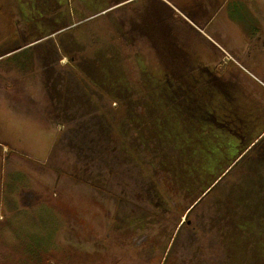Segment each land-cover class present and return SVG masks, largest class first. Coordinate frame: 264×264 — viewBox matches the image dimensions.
<instances>
[{
	"label": "rangeland",
	"instance_id": "obj_1",
	"mask_svg": "<svg viewBox=\"0 0 264 264\" xmlns=\"http://www.w3.org/2000/svg\"><path fill=\"white\" fill-rule=\"evenodd\" d=\"M35 1L39 7L45 3ZM167 1L179 12L162 0H59L63 12L70 13L76 23L73 27L97 17L89 9L118 8L104 28L108 31L112 23L120 24L128 35L126 41L133 44L125 50L131 79L138 78V54L144 66L165 76L163 47H171L175 57H194L198 66L217 70L233 85L225 93L237 99L243 111L251 112L248 119L263 123L254 128L259 134L264 128V0ZM19 3L29 5L32 0H0L1 54L25 47L0 58V264H249L243 261L240 248L233 252L227 245L230 256L226 258L223 236L205 230L211 215L207 205L202 203L201 210L188 219L189 208L197 201L179 199L172 184L168 213H156L155 206L141 201L127 204L129 208L122 204V211L129 209L134 217L150 211L148 217L157 219L155 224L147 221L145 229H127L124 224L134 217L125 213V223L116 228L117 201L73 178L91 177L101 169L118 172L100 161H85L67 142L69 138L76 144H82L81 138L85 141V128L94 126L92 121L99 116L96 111L68 125L57 124L62 138L59 143L58 137L51 159L50 138L39 127L45 122L55 124L53 105L47 99L41 60L35 43L29 41ZM27 14L36 15L34 11ZM81 17L87 19L78 22ZM98 25L103 27L101 22ZM60 57L58 71L66 74L69 58ZM100 103L105 109L116 107L106 99ZM80 123L82 132L72 133ZM122 172L115 180L110 178L105 189H111L115 197L125 192L132 196V191L142 197L147 182L129 189ZM163 175L159 173L160 179ZM186 221L201 231L195 235L184 226Z\"/></svg>",
	"mask_w": 264,
	"mask_h": 264
},
{
	"label": "trees",
	"instance_id": "obj_2",
	"mask_svg": "<svg viewBox=\"0 0 264 264\" xmlns=\"http://www.w3.org/2000/svg\"><path fill=\"white\" fill-rule=\"evenodd\" d=\"M44 2L42 7L35 0L29 5L19 3V9L29 41L35 43L41 60L44 90L53 105L51 118L56 124L68 125L83 114L99 113L92 121L95 125L88 124L83 131L85 141L81 138L82 144H76L69 138L68 146L85 161H100L118 170L101 169L91 177L81 174L73 178L117 201L116 228L125 223V213L132 216L129 209L122 211L124 204L129 208L127 204L141 201L155 206L156 213L171 211L167 204L172 203V184L179 199L195 203L202 198L188 219L201 210L202 203L207 205L211 215L205 230L223 236L226 258L230 256L228 245L233 252L241 249L244 262L264 264V128L255 134L254 128L263 123L258 118L248 119L251 112L243 111L238 100L225 93L232 83L217 70L207 77L206 67L198 66L196 58L175 57L171 47H163L161 53L165 76L159 77L144 66L138 54V78L131 79L125 50L133 44L126 41L128 35L120 24L112 23L108 31L104 28L118 8L109 12L111 5L89 9L92 17H97L73 27L76 23L70 13L63 12L59 0ZM31 11L36 15L27 14ZM100 22L103 27L99 29ZM19 48L0 52V58ZM61 55L69 58L66 74L56 65ZM104 99L116 107L105 109L100 103ZM83 125L72 133L79 135ZM122 171V181L129 189L147 182L142 197L134 191L132 196L125 192V196L115 197L111 189H105L109 179L120 177ZM159 173L164 174L161 179ZM148 215L147 210L142 216H132L124 226L145 229L147 221H157ZM188 224L186 221L184 226L195 235L201 231Z\"/></svg>",
	"mask_w": 264,
	"mask_h": 264
},
{
	"label": "crops",
	"instance_id": "obj_3",
	"mask_svg": "<svg viewBox=\"0 0 264 264\" xmlns=\"http://www.w3.org/2000/svg\"><path fill=\"white\" fill-rule=\"evenodd\" d=\"M162 1H164L166 4H168L170 6V8H172L174 11L179 12L178 9H176V7L172 3L168 2L167 0H162ZM184 20L187 21L189 23V25L191 27H194V29L197 30L198 32H201V33L203 32L202 29L197 27L194 23L190 22V20H188L186 18ZM12 109H14V108H12ZM39 128H40V132L42 130L43 133H46L49 136V138H50L49 142H48V147L52 148L51 153H50V157H51V154L53 152L55 143H56V141H57V139L59 137V134H60V127L56 123L54 124L52 122H49V123L45 122V123L41 124V127H39Z\"/></svg>",
	"mask_w": 264,
	"mask_h": 264
},
{
	"label": "flooded vegetation",
	"instance_id": "obj_4",
	"mask_svg": "<svg viewBox=\"0 0 264 264\" xmlns=\"http://www.w3.org/2000/svg\"><path fill=\"white\" fill-rule=\"evenodd\" d=\"M204 72H205V75H206L207 77H209V76L212 75L213 70H211V69H209V68H206V70H204Z\"/></svg>",
	"mask_w": 264,
	"mask_h": 264
},
{
	"label": "water",
	"instance_id": "obj_5",
	"mask_svg": "<svg viewBox=\"0 0 264 264\" xmlns=\"http://www.w3.org/2000/svg\"><path fill=\"white\" fill-rule=\"evenodd\" d=\"M210 191V190H209ZM199 201H201V199L199 200ZM198 201V202H199ZM198 202L194 205V206H192L190 209H189V213H190V211H192L197 205H198ZM182 225H183V223H182Z\"/></svg>",
	"mask_w": 264,
	"mask_h": 264
}]
</instances>
